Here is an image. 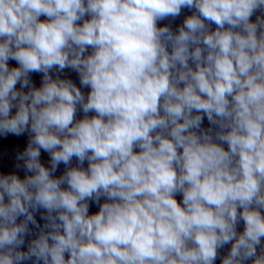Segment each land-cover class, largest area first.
<instances>
[{
  "label": "clouds",
  "instance_id": "9594fccd",
  "mask_svg": "<svg viewBox=\"0 0 264 264\" xmlns=\"http://www.w3.org/2000/svg\"><path fill=\"white\" fill-rule=\"evenodd\" d=\"M9 138L0 264H264V0H0Z\"/></svg>",
  "mask_w": 264,
  "mask_h": 264
}]
</instances>
